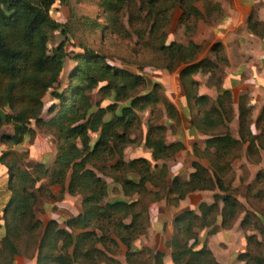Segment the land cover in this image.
<instances>
[{"label": "trees", "instance_id": "1", "mask_svg": "<svg viewBox=\"0 0 264 264\" xmlns=\"http://www.w3.org/2000/svg\"><path fill=\"white\" fill-rule=\"evenodd\" d=\"M56 1L66 4L68 0H0V109L5 113L4 119L0 115V143L7 147L19 146L35 135L37 127L51 133L57 141L54 166L50 169L39 164L30 171L18 166L13 157L7 159L12 151L0 153V168H5L11 192L3 209L2 250L8 251L12 260L18 254L15 239L42 229L34 264H120L114 257L119 252L120 243L127 248L125 259L128 264H132V258L144 251L149 253L148 264H165L159 251L132 248L133 241L149 227L150 212L146 197L152 194L154 201H158L169 194L172 197L169 202L177 206L192 192L218 189L223 192L220 195L222 207L217 202H201L198 212L185 209L175 214L173 235L166 241L173 263L218 264L205 244L199 246L195 228L212 227L220 218V227L228 229L240 215L245 214L243 225L253 233L246 234L247 249L238 258L244 264H264V258L256 260L258 255L255 256L250 248L262 244L256 233L264 239V212L250 203V199L264 197V188L258 186L264 184V170H259L249 184L246 204L239 201L236 190L231 187L232 163L242 156L244 148L250 158L254 157L253 162L260 160L259 149L264 150V108L255 122L259 132L253 134L251 108L247 99L241 98L238 104L239 137H231L227 131H220L233 119L231 92L219 94L216 104L207 111L208 97L198 92V81L194 77L199 71L212 70L225 62L222 45L213 43L209 47L215 62L200 57L204 51L200 43L157 40L158 51L165 61L162 68L178 73L191 113L188 120L190 127L208 135L202 156L208 159L209 166L193 161V171L187 179L175 176L167 186L164 181L168 168L161 164L156 181L152 176L151 179L141 178L136 182L118 173V170L127 167L122 160L118 159L111 166L103 165L116 155L120 157L131 142L130 132L137 124L136 108L163 101L170 118L180 119V113L163 97L160 82L152 81L151 87L145 90L147 81L144 76L109 62L104 54L85 47L80 52L74 48L67 50L65 45L70 38L68 23H61L50 15ZM129 1L100 0L109 22L102 29L110 28L113 33L127 34L120 16ZM132 1H139V10L146 12L143 17L140 15L142 12H129V22L132 24L134 17L145 21L148 24L145 35L157 39V33L173 16V12L167 13L173 9L176 0ZM179 2L182 6L185 0ZM185 9L188 10L186 18L189 15L194 18L191 28L195 31L198 19L204 15L195 6ZM83 25L101 28L98 20L88 18L84 19ZM248 25L260 28L262 23L253 21L251 16ZM56 31L68 38L49 48L50 34ZM137 33L140 36L143 31L137 30ZM71 51L76 52L73 55L76 63L68 73L67 84L60 88L66 59ZM94 89L102 94V100H91L90 94ZM105 99L109 102L102 106L101 102ZM44 112L49 115L46 119L42 117ZM6 124H11L12 132H1ZM205 125L210 131L205 129ZM164 132L163 125H148L144 143L153 150L155 158L174 156L183 146L178 141L167 144ZM91 134H96V138L92 140ZM94 168L110 175L126 195L141 196L135 199L116 197L104 203L108 185ZM107 170L111 172L106 174ZM43 178H48V183L37 187ZM148 182L159 190L150 191L146 185ZM54 185L59 186L60 196L51 190ZM44 191L55 204L65 192H80L82 212L66 219L64 226L56 219L43 223L36 218L34 208L38 195ZM127 216L128 221L125 220ZM77 225L83 228L82 231L74 230ZM99 244L103 245V249Z\"/></svg>", "mask_w": 264, "mask_h": 264}, {"label": "rangeland", "instance_id": "2", "mask_svg": "<svg viewBox=\"0 0 264 264\" xmlns=\"http://www.w3.org/2000/svg\"><path fill=\"white\" fill-rule=\"evenodd\" d=\"M167 5L169 8V1ZM219 5L220 0H185V2L181 6L179 0H176V2H174L173 4V9L169 8L170 10L168 9L169 11L167 13L169 14L170 12H173V16L168 24H166L167 22H165V25H163V28L160 30L161 32L159 31L157 33V39L150 35H145L144 32L147 30L146 28H148V24L145 21L142 22V20L135 19L134 17L132 19V24L129 22V12H142L140 13L141 17H143L144 12H146L145 10H139V1L134 2L130 0L127 6H125L122 10V12L124 13L121 14L120 21H122L125 27V31L127 32V34L125 32H122L123 35L111 32L110 28L102 29V27H104V25H108L109 22L107 19V14L105 13L106 11L100 6V0H68L66 4L56 1L51 7L50 15L52 16V18L61 23H68V27L70 29L68 32V36L70 38L66 41L65 46L67 50H71L72 48H74L76 52H80L83 51L82 48L85 47L95 52L104 54L109 62H114L131 72L144 76L147 81V86L145 90L151 87L152 81L160 82L164 90L162 92L163 97L167 100V102L172 103L169 94L166 92V89L160 80L162 78H166L168 80L170 78V74L174 73L175 75L173 79L176 80L178 86L177 88L181 89L178 82V73L168 72L166 69L162 68V65L165 63V61L162 53L158 51L157 40L165 39L167 42L174 40L182 44H187L189 40L193 41L196 29L195 31H193L191 27L193 26L194 18L192 15H189L188 18H186L188 10H186L185 8L188 6H195L204 15L203 17H200L198 21L209 22V20L212 19L213 16L215 18V12H219ZM86 18L90 20H98L101 23V28L93 29L89 25H83V21ZM137 30H140V32L143 31V33L141 34L143 35L142 37L141 35L139 36ZM65 38L68 37H64L58 31L52 32L49 37V48L56 47L62 40H65ZM200 44L202 45L204 50L201 55L204 56L205 51H209L207 49L209 42L207 40H203ZM75 51H71L68 54L69 56L66 59L65 70L61 78L60 88H63L67 84L68 73L76 63L73 57V55L76 53ZM160 70L165 71L164 76L157 75L159 74ZM90 97L93 102L103 99L102 94L97 89H94L91 92ZM45 102L48 106V96L45 97ZM108 102L109 100L107 99L103 100L101 102L102 106H105ZM135 114L137 116V124L132 127V130L130 132L131 142L128 143L124 148V151L126 150L127 153L123 152L120 157L116 155L114 156V158L104 162L103 165L111 166L115 162H117L118 159L122 160L123 162L127 163V167L118 170V173L121 175L123 174L125 177L136 182H138L141 178L151 179L152 176H154L153 180L156 181L157 178L155 177L158 176V167L161 164H165L168 168V172L165 176L164 181L165 185L168 186L175 176H179L181 179H187L189 176H187L188 168L193 161H191V157L189 156L190 150H188L185 145L182 146V148L177 153H175L174 156H168L160 159L155 158L153 150L150 147L146 146L144 143L149 124L154 126L163 125L165 127V141L167 144L177 142L178 140H176L175 137V130L183 122L182 115H180V119L170 118L168 115V110L163 101H156L150 103L145 108H136ZM42 117L46 119L49 117V115L48 113L44 112ZM1 132H12L11 124L4 125L1 129ZM35 132L36 133L34 136L27 138L19 146L7 147L6 145L0 143V153L5 150L12 151L13 153L10 154L7 159L11 160L13 157L14 160H16L18 166L24 169H28L30 171L34 168L39 167V164H43L49 169L52 168L54 166L53 159H55V155L57 153V141L51 133L47 132L46 130H43L41 127L35 128ZM37 133L39 134V138L41 139L38 140V147L41 148L40 151L37 150L34 145ZM91 138L92 140L95 139L96 134H91ZM180 143L182 144V142ZM204 148L205 145H203L202 148L194 146L193 153L195 154V157L198 158V160L196 161L202 163L203 165L206 164L205 166H209L208 159L202 156V151L205 150ZM136 156H146L148 160L141 159L140 157L137 158ZM250 159H254V157ZM237 160L238 159L234 160L232 164L235 165L236 163V165H238L239 160ZM177 161L181 163L180 168L182 169L180 173H173L172 166ZM94 170L105 180L106 184L108 185V193L103 199L104 203L107 202L109 199H113L116 197L135 199L138 196H141L138 194L126 195L121 189L120 184L114 183L112 177L107 174L111 171L107 170V175H105V173L102 174L101 170L97 168H94ZM232 175L233 177L231 181V187L236 190L237 198H244L246 203L247 190L250 183L244 184L245 178L242 177V175L239 174L238 171L233 170ZM47 183L48 178H43L37 183V187L40 185L45 186ZM152 184H150L149 182L146 184L147 188L150 191L154 192L159 190V187L154 186ZM258 186L264 188V184H260ZM50 188L52 191V188H55V193L57 194V196H60L59 186L54 185ZM203 191H206L204 195L206 194L205 197L207 200L210 201V203L217 202L219 206L220 204H222L220 195H222L223 192L219 191L218 189ZM64 194L62 195L61 200H63ZM10 195L11 192L8 190L6 171H4V174H0V263L12 264L16 259L22 260L24 258H29L30 260L34 261L38 245V239L41 236L42 229H38L35 233L32 234H24L23 236L15 239L14 242L16 248L18 249V254L14 255V257H12V260H10L9 252L2 250L1 239L4 235L3 209ZM169 196V194H165V196H163V198L158 201H154V195L152 194L146 197L145 202H147L148 204L150 220L149 227L147 228L145 233H147L148 229L154 224L155 217L156 215H158V213L161 214L160 216H163L164 220H167L166 218L171 217V215L173 214L171 208H175L177 206L169 202L168 199L172 198ZM71 199V203H68L67 206L64 207L59 204L61 200L57 201L55 204L52 202L51 198L47 197L45 191L41 192L38 195L37 203L34 208L36 218L41 220L43 223H46L50 219H56L62 226H64L63 222L67 218H71L72 216L77 215L75 214V211L77 209L80 210V213L82 212L81 193L78 192L71 194ZM250 203L254 208H257L264 212V197L260 200L250 199ZM57 211L60 214L58 216L56 215L58 213ZM178 212L180 211L175 212L174 215ZM51 214L55 215L51 217ZM125 220L128 221L129 216H127ZM214 226H212V228L210 227L212 231L208 230L210 231L209 233L215 231L213 230L215 229ZM82 229L83 228L80 225H77L74 230L80 232L82 231ZM200 229L201 227L195 228L197 234L198 230ZM243 229L245 231V236L246 234L253 233L252 230H246V226H243ZM256 236L260 241H262V244L260 246L254 245L250 248H252V252L255 256L258 255L256 256L257 260L259 258H264V239L257 233ZM138 239L133 241V243L137 242ZM120 244L119 252L114 255L117 261V258H119V256L121 258L123 250L126 249L125 245ZM98 246L103 249V245L99 244ZM121 246L122 249L120 251ZM143 248L151 249L152 251L156 252L154 249L149 247H142L141 249ZM246 249L247 248H245V250ZM61 253L62 252H59V254ZM148 256L149 253L144 251L142 255L135 256L132 258V264H148ZM101 264H109V262H104ZM254 264H256V262Z\"/></svg>", "mask_w": 264, "mask_h": 264}, {"label": "crops", "instance_id": "3", "mask_svg": "<svg viewBox=\"0 0 264 264\" xmlns=\"http://www.w3.org/2000/svg\"><path fill=\"white\" fill-rule=\"evenodd\" d=\"M214 15L215 18L213 16L209 22H197L193 41L201 43L203 40H207L209 42L208 50L211 44L220 43L223 48L225 62L213 67L212 70L199 71L194 75L198 81V92L208 97L207 111L216 104L219 94L224 91L231 92L233 119L231 122L224 124L220 131H227L231 137L236 138L239 137L238 104L241 98H246L251 108V129L253 134H258L259 130L256 128L255 122L264 108V0H220L219 12H215ZM251 16L253 21L262 23L260 28L249 27L248 20ZM200 57H206L216 62V58L207 50L204 56L200 55ZM164 72L160 70L157 75L164 76ZM174 75L172 73L168 80L162 78L160 81L169 94L172 103L175 104L183 117V122L175 130L176 140L182 142V145L190 150L191 161H196L198 158L193 153L194 146L202 148L208 135L190 127L188 120L191 113L182 90L177 88L176 80L173 79ZM205 129L210 131L207 125H205ZM165 135L164 132V140ZM38 140L41 139L37 133L34 145L40 151ZM123 152L127 153L126 150H123ZM259 155V162H253V159H250L244 148L242 156L237 158L239 160L238 165L236 163L235 165L232 164V169L238 171L245 178L244 184L251 183L256 173L259 170H264V150L259 149ZM136 157L139 158L140 156ZM140 158L148 160L146 156ZM180 165L181 163L177 161L172 166L173 173H180L182 169ZM4 171L0 168V174H4ZM192 171L193 168L189 165L187 176ZM52 189L55 193V188ZM204 193L206 191L188 194L179 201L177 207H170L173 214L171 217L166 218L167 220H164L163 216H160L161 214L157 212L158 215L155 217L154 224L148 229L147 233L142 234L138 241L132 244V248H152L162 253L161 259L165 264H175L171 259V250L166 246V241L173 235L174 213L185 209H193L198 212V206L201 202L210 203ZM71 200V194L65 193L59 204L65 207L68 203H71ZM239 200L246 204L244 198H239ZM222 205L220 204V207ZM78 213H80V210L77 209L75 214ZM53 215L55 214H51V217ZM56 215H60L59 212ZM219 219L214 226L215 229L213 230L215 231L209 233L212 231L210 227H203L198 230L199 246L205 244L215 255L218 264H244L238 258V255L246 248L245 231L243 229L244 214L228 229L220 227ZM121 249L122 246L120 251ZM126 251L127 248L123 250L121 258L120 256L117 258L120 264H128L125 259ZM12 264H34V261L29 258L16 259Z\"/></svg>", "mask_w": 264, "mask_h": 264}, {"label": "water", "instance_id": "4", "mask_svg": "<svg viewBox=\"0 0 264 264\" xmlns=\"http://www.w3.org/2000/svg\"><path fill=\"white\" fill-rule=\"evenodd\" d=\"M0 115L2 116L3 119L5 118V113L3 112L2 109H0Z\"/></svg>", "mask_w": 264, "mask_h": 264}, {"label": "built area", "instance_id": "5", "mask_svg": "<svg viewBox=\"0 0 264 264\" xmlns=\"http://www.w3.org/2000/svg\"><path fill=\"white\" fill-rule=\"evenodd\" d=\"M178 82H179V79H178ZM179 85H180V83H179Z\"/></svg>", "mask_w": 264, "mask_h": 264}]
</instances>
